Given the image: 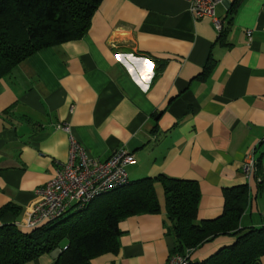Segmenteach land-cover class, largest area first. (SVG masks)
Wrapping results in <instances>:
<instances>
[{
  "label": "crops",
  "instance_id": "0c3cea01",
  "mask_svg": "<svg viewBox=\"0 0 264 264\" xmlns=\"http://www.w3.org/2000/svg\"><path fill=\"white\" fill-rule=\"evenodd\" d=\"M215 15L220 31L195 18L190 0H102L83 37L39 49L1 77L0 209H12L0 225L27 227L36 190L68 161L66 123L91 158L134 153L130 181L196 180L199 219L219 217L225 189L247 184L239 232L264 227V0H225ZM251 152L259 165L247 179ZM156 190L161 211L121 220L117 250L91 264H167L176 240L162 181ZM235 239L219 235L189 260ZM61 250L27 264H54Z\"/></svg>",
  "mask_w": 264,
  "mask_h": 264
},
{
  "label": "trees",
  "instance_id": "16d2710c",
  "mask_svg": "<svg viewBox=\"0 0 264 264\" xmlns=\"http://www.w3.org/2000/svg\"><path fill=\"white\" fill-rule=\"evenodd\" d=\"M101 1L0 0V78L39 49L83 37ZM158 181L163 183L167 217L173 222L170 232L176 244L171 256L185 255L219 235L231 234L236 236L233 244L204 261L189 260V264H261L264 227L239 232L247 184L225 189L224 210L219 217L199 219V183L164 174L130 181L57 221L25 229L14 224L0 225V264H27L57 248L62 250L54 264H91L94 257L116 251L122 234L121 220L161 211ZM8 209L12 206L0 209V218Z\"/></svg>",
  "mask_w": 264,
  "mask_h": 264
},
{
  "label": "built area",
  "instance_id": "2783aa9c",
  "mask_svg": "<svg viewBox=\"0 0 264 264\" xmlns=\"http://www.w3.org/2000/svg\"><path fill=\"white\" fill-rule=\"evenodd\" d=\"M224 1L190 0V10L196 19L211 17L220 31L222 23L215 14L217 6ZM247 34L251 37L252 31L248 30ZM58 127L69 132V158L57 168L51 180L36 190V198L28 208L27 227L57 221L71 212L85 209L101 195L130 182L128 166L135 162L134 153L121 148L106 160L91 158L68 124ZM256 165L253 152L248 153L242 166L247 179L255 174ZM190 250L185 255L171 256L167 264H189Z\"/></svg>",
  "mask_w": 264,
  "mask_h": 264
},
{
  "label": "rangeland",
  "instance_id": "374dc122",
  "mask_svg": "<svg viewBox=\"0 0 264 264\" xmlns=\"http://www.w3.org/2000/svg\"><path fill=\"white\" fill-rule=\"evenodd\" d=\"M66 216H68V215H66Z\"/></svg>",
  "mask_w": 264,
  "mask_h": 264
}]
</instances>
